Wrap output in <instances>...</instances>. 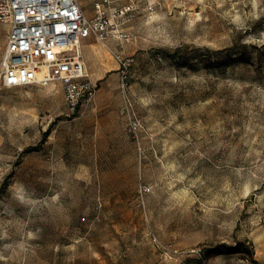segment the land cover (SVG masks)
Returning <instances> with one entry per match:
<instances>
[{"label":"rangeland","instance_id":"obj_1","mask_svg":"<svg viewBox=\"0 0 264 264\" xmlns=\"http://www.w3.org/2000/svg\"><path fill=\"white\" fill-rule=\"evenodd\" d=\"M131 33L83 39L75 111L0 82V264H264V0H161Z\"/></svg>","mask_w":264,"mask_h":264},{"label":"built area","instance_id":"obj_2","mask_svg":"<svg viewBox=\"0 0 264 264\" xmlns=\"http://www.w3.org/2000/svg\"><path fill=\"white\" fill-rule=\"evenodd\" d=\"M160 5L161 0H93L94 15L88 17L79 0H0V26L7 29L0 82L6 88L60 83L67 106L75 111L98 91L83 39L116 40L123 47L133 39L132 24L151 18ZM117 58L121 88L127 91L135 59ZM130 122L136 133L137 117L131 115ZM148 191L146 185L140 187L142 196Z\"/></svg>","mask_w":264,"mask_h":264},{"label":"crops","instance_id":"obj_3","mask_svg":"<svg viewBox=\"0 0 264 264\" xmlns=\"http://www.w3.org/2000/svg\"><path fill=\"white\" fill-rule=\"evenodd\" d=\"M108 44V43H107ZM96 56H97V53H96ZM95 56V57H96ZM86 63H87V61H86ZM110 66H112V67H116V65H113V63L110 65Z\"/></svg>","mask_w":264,"mask_h":264},{"label":"trees","instance_id":"obj_4","mask_svg":"<svg viewBox=\"0 0 264 264\" xmlns=\"http://www.w3.org/2000/svg\"><path fill=\"white\" fill-rule=\"evenodd\" d=\"M48 135V132L45 133V136Z\"/></svg>","mask_w":264,"mask_h":264}]
</instances>
